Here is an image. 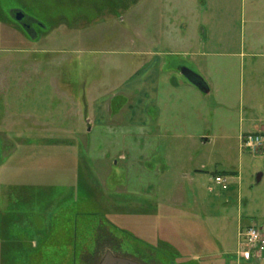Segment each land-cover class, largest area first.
Returning a JSON list of instances; mask_svg holds the SVG:
<instances>
[{
  "label": "rangeland",
  "instance_id": "1",
  "mask_svg": "<svg viewBox=\"0 0 264 264\" xmlns=\"http://www.w3.org/2000/svg\"><path fill=\"white\" fill-rule=\"evenodd\" d=\"M156 2L135 0L113 15L97 12L95 0H83L79 13L63 0H30L26 12L12 9L33 20L30 35L11 12L17 24L0 20V209L16 210L4 219L29 221L42 235L41 223L53 224L57 236L75 206L81 212L73 246L62 243L66 234L57 236L60 245L52 238L40 245L35 230L20 228L28 264H99L107 251L144 264H177L179 242L195 244L196 254H219L216 264H235L238 220L243 227L264 222V147L243 149L239 140L253 123L264 125V58L254 62L250 55L260 49H252L240 0H211L210 21L189 23L176 37L177 52L189 58L164 60L173 77L188 68L210 91L169 92L176 108L155 119L152 107L147 123L143 52L172 49L167 33L142 31L144 12L154 15V28ZM60 16L67 20L56 23ZM229 17L233 22L224 24ZM256 34L264 40V30ZM85 91L90 107L111 101L97 121L77 102ZM186 172L192 180L183 178ZM222 172L225 190L211 181ZM30 239L38 249L30 250Z\"/></svg>",
  "mask_w": 264,
  "mask_h": 264
},
{
  "label": "crops",
  "instance_id": "2",
  "mask_svg": "<svg viewBox=\"0 0 264 264\" xmlns=\"http://www.w3.org/2000/svg\"><path fill=\"white\" fill-rule=\"evenodd\" d=\"M156 1L158 2L159 8L152 9V10H156L155 11L157 12L156 16H158V18H155V21L153 22L152 26L154 28H149V26L151 25V19L149 18V16H154V15H150L152 12H144L145 19L143 22L142 31L146 33L149 32L151 29H153L154 32L167 33L165 38L168 37L169 40L168 45H170L172 49L167 52H155V51H150L151 50L150 48H146L147 50L145 49L146 51L143 52L146 58L144 60V66H143L144 71L142 74L141 94L143 95L144 120L147 123L151 122L150 114L152 107H154L155 110L154 112L157 113L155 119L158 117L163 118V113L166 115V113L170 109L176 108V102L171 100L170 98L171 94L169 92L179 91L183 89L192 96L194 97L197 96V92H199V90L187 81V79L183 76L182 72L178 71V77L177 78L173 77L174 75L171 74L172 71L170 70L169 67L168 68L166 67L164 60L166 57L169 58L171 57L175 59L176 57L183 55L189 58L190 56L189 52H177V49L179 48L182 41L181 42L179 41L180 38L176 40V37H178L179 33H181L182 27L185 26L186 27L185 29L188 28L189 23L195 28L196 25L203 23L206 24L210 21V19H208L209 14H205V13L206 12L208 13V9H209L208 6L209 4L211 5V0H156ZM155 6L157 5L155 4ZM129 9L130 8H127L126 11H128ZM228 10H230L229 4H227L226 7H224L223 9L224 13L223 12L221 13L226 18L229 15V12H227ZM231 10H233L232 13L234 14L235 11L234 8ZM238 10H239V14L243 17V21H244L243 23H248L249 32L254 33L256 35L255 37V35L253 34V38L250 36L251 44L254 46V47L252 46V49L255 48L260 49L259 51L250 54L253 58H255L254 59L255 62L256 58H264V50H262L264 48V40L256 34L264 30V0H240V6ZM245 16L247 17L246 20H245ZM198 17H200V21L198 20ZM231 17H229L224 24L229 25L230 23H232L234 18ZM204 19L206 22H204ZM146 41H148L147 43H149L150 40H146ZM209 91H210V87H209ZM84 97L85 98L83 102H80V100L77 99L81 111H84L85 113L87 112V110H89V112H93V115L95 117V118L93 117V119L95 121H97L96 112L103 113L109 109L111 101L99 102L100 107L98 108L97 107L98 105H96L97 101L95 100L94 103H92L93 107H90V103L87 100L86 91L84 93ZM145 112L148 113L149 116L145 115ZM253 129L254 131L260 130L264 132V125H257V123H253ZM194 172H197V170H195ZM232 173L236 174L235 171H232ZM3 175L4 173L1 172V168H0V176L3 177ZM258 175H260L261 177V174ZM182 176L183 178L189 177L191 180L193 179V175L189 174L188 172H186ZM1 177H0V185H2ZM18 180L19 179H17V181ZM4 183H6V180ZM27 184L28 183L24 185ZM16 187H24V186L23 184H21V185H17ZM44 189L50 190L51 187H45ZM15 211L16 210H14V214H12V212L6 213L5 211L0 209V219L5 220L4 218L7 214H12L13 216H15ZM14 221L15 223H17L16 228H20L16 218L14 219ZM248 225H250V223L245 222V226L243 227L242 220L241 219L238 220L237 237L239 244H240V236H239L240 231L245 229ZM259 228L262 230V232L264 231V222L262 226H260ZM5 231L0 232V240H4V241L11 240L10 243L12 245L6 246L5 243L3 247H0V264H17L19 260L22 261V264H28L30 259H28V256L23 251L25 245L23 244L20 245V241H22L23 239H21L18 236L19 230L17 229L15 231H10L7 233H5ZM29 241L30 242L28 243V245H30V250L31 251L36 250L35 240L30 239ZM179 244L183 246L182 250L184 251V254H182L181 253L182 250L179 249L178 252L179 254L177 253L178 257L175 258V262H177V264H204V263L216 264L215 262L217 261V257L219 254L218 255L210 254V253H207L206 255L196 254L193 253L192 250V247L195 250V244L194 245L192 244V246L190 247H187L186 243L181 244L179 242ZM237 251L238 249L235 251L236 254ZM186 252L191 255V259L188 258L190 261L186 260L185 258ZM231 253L233 252L231 251L225 252L226 255H230ZM28 255H32V254H28ZM226 261L228 263H231L230 260H226ZM235 264H264V255L262 256V259L260 261H257L255 259H249L246 261L244 259L238 258Z\"/></svg>",
  "mask_w": 264,
  "mask_h": 264
},
{
  "label": "trees",
  "instance_id": "3",
  "mask_svg": "<svg viewBox=\"0 0 264 264\" xmlns=\"http://www.w3.org/2000/svg\"><path fill=\"white\" fill-rule=\"evenodd\" d=\"M15 1L16 0H0V20H8L9 22H11V24H17L15 21H13L11 19V16L9 15V13L12 11V9H15V8H21L24 10L25 8L28 7L27 3L30 0H20V2H21L20 6L12 5L13 2H15ZM57 1L60 2L61 0H57ZM63 2L72 3L73 5L78 6L76 12L79 13L83 0H63ZM134 2H135V0H95V3L94 4L92 3V6L94 5V7L96 8V11L99 13H101L102 9L105 8L108 10V12L110 14L116 15V14H119V11L126 10V8H128V6ZM3 7L5 8V11L3 10ZM74 18L78 19V18H85V17L77 14ZM63 19L67 20V18L65 16H60L59 18H57V20L55 22L57 23L58 21L63 20ZM221 175H224V173L222 172ZM69 198H72V196H70ZM84 205H86L85 200H84ZM11 208H12V206H11ZM73 211L75 214L74 216L81 214V212H79V209H77V206H75ZM85 215H86V213H85ZM74 216L71 219L67 218V220L65 222H61L57 227V231H63L64 232V233H60L57 236H59L60 238H63L64 234H66V236L64 237V241L62 242V243H64L65 246H71V245L73 246L75 244L74 241L76 239L75 238L76 225H75V221H74L75 220ZM7 220L8 221L0 219V232L6 230L5 233H7L10 231H15L17 229L19 230L20 228H22V230L33 229L37 232V234L39 235V238H41L40 239V245H44V244L50 242V241H48L49 238L54 239V241H52V242H54L56 245L61 244L60 239H58L56 234H54L53 224L49 226L48 223H44V222L41 223V225L44 226L43 235H42L38 232V227L35 228L33 226V223H31L29 221L22 222V224L20 225V228H16L17 223H15L14 220L10 221L9 217L7 218ZM6 226H8V227H6ZM10 242H11V240H5V241L0 240V247H3L5 245V243H6V246L12 245ZM35 244H36L35 245L36 249H38V247H39L38 241H35ZM36 255H38L39 258L42 256L40 253H38V250H37ZM74 257L76 258V255L72 254L70 256V261L73 260Z\"/></svg>",
  "mask_w": 264,
  "mask_h": 264
},
{
  "label": "built area",
  "instance_id": "4",
  "mask_svg": "<svg viewBox=\"0 0 264 264\" xmlns=\"http://www.w3.org/2000/svg\"><path fill=\"white\" fill-rule=\"evenodd\" d=\"M240 147L243 149L257 150L264 147V132L255 131L242 134L239 137ZM213 184L220 187L222 190L227 189V179L217 175L213 178ZM240 244L238 247V258L249 260L255 259L260 261L264 254V234L254 224L248 226L240 233Z\"/></svg>",
  "mask_w": 264,
  "mask_h": 264
},
{
  "label": "water",
  "instance_id": "5",
  "mask_svg": "<svg viewBox=\"0 0 264 264\" xmlns=\"http://www.w3.org/2000/svg\"><path fill=\"white\" fill-rule=\"evenodd\" d=\"M23 17L24 14L20 11H17L14 15L16 21L22 20ZM181 72L183 76L187 79V81L195 88H197L200 92L202 93L209 92V87L201 75L188 68H182ZM259 180H260V175H257V181ZM100 264H139V263L121 257H114L111 253L108 252L104 255Z\"/></svg>",
  "mask_w": 264,
  "mask_h": 264
},
{
  "label": "flooded vegetation",
  "instance_id": "6",
  "mask_svg": "<svg viewBox=\"0 0 264 264\" xmlns=\"http://www.w3.org/2000/svg\"><path fill=\"white\" fill-rule=\"evenodd\" d=\"M17 11L16 10H13V11H11V14L12 15H15V13H16ZM10 14V15H11ZM19 22V24H20V26L22 27V29H24L25 31H26V33H28V35H30V33L31 32H33V20L32 19H30V18H28V17H26L25 15H24V17L22 18V20H20V21H18ZM33 27V28H32ZM30 31V32H29ZM111 253L114 257H121V258H125V259H129V260H132V261H135V262H137V263H139V264H144V263H142V262H140V261H137V260H134V259H132V258H129V257H123V256H118V255H116V254H114L113 252H111V251H107L106 253ZM105 253V254H106ZM104 254V255H105ZM104 257V256H103ZM101 262V261H100ZM100 264V263H99Z\"/></svg>",
  "mask_w": 264,
  "mask_h": 264
}]
</instances>
